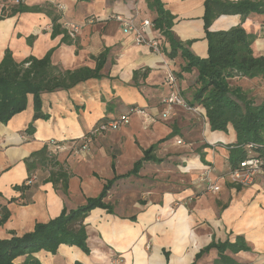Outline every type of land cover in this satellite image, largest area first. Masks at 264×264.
<instances>
[{"label":"crops","instance_id":"crops-1","mask_svg":"<svg viewBox=\"0 0 264 264\" xmlns=\"http://www.w3.org/2000/svg\"><path fill=\"white\" fill-rule=\"evenodd\" d=\"M34 1L25 4L41 6L46 3L60 11L55 14L60 18L59 24H72L78 27V31L81 27L77 44L60 43V37L51 39L52 22L46 13L31 15L32 19L30 15L23 18L21 14L0 21V61L11 40L15 42V26L20 20L27 21L25 18L28 17L34 20L36 34H44L45 39L49 40L47 44L45 42L46 52L55 48L51 56L54 65L64 70L94 68L95 58L105 51L108 63L101 73L107 77L90 79L67 91L43 94L42 112L49 118L34 121L33 134L26 132L34 114L31 96L26 110L15 115L7 124L0 123V207L5 206L9 212L8 220L0 226V240L29 233L37 223H47L59 216L64 208L74 209L83 205L86 199L97 197L107 181L129 172L143 157L144 150L174 134L172 128L162 123L170 116H163L164 106L156 99L166 91L163 81L172 62L164 53L155 54L148 46L137 45L120 29H114L115 16H131L130 0ZM139 1L148 10V0ZM160 1L174 18L172 31L178 39L190 42L189 49L194 55L206 57L208 46L202 19L205 0ZM236 26L255 35L253 54L263 56L264 13L250 14L245 20L240 15H221L214 20L210 31H226ZM158 35L156 32L155 38ZM36 47H39L37 40L31 47L24 43L22 48L26 50L21 51L22 57L32 55ZM165 51H169V45ZM180 63L183 65V60ZM144 69L149 70L148 77L139 82L142 84L140 87L134 86L133 72ZM196 74L194 70L190 75ZM126 113H129L128 123L117 130H109L114 134L102 136L104 140L94 139L91 149L77 155L67 152L55 155L69 175L65 195L56 190L52 182L46 181L48 169H38L32 173L30 189L24 195L13 189L28 178L24 160L44 146L51 154V140L82 138L102 120L117 119ZM199 134L211 142L231 139L227 142L232 144L235 141L231 129L227 134L211 132L208 124L207 131L201 130ZM101 141H104L103 145ZM169 141L157 143L158 154L161 153V145ZM157 149L152 155L159 162L145 161L136 175L113 180L104 199L112 206L111 213L97 208L84 220L88 253L76 246L60 245L54 255L40 251L34 257L41 264H213L217 258L215 249L197 259L196 254L212 240L233 241L235 236L243 235L251 251L233 255L234 259L241 264H264L263 182L255 183L247 190L229 189L225 197L232 200L219 216L216 202L205 198L202 190H197L193 185L180 187L179 190H173L168 185L160 190L162 184L149 180L146 171L162 165V159L155 156ZM164 149L167 150V147ZM197 152L185 164L184 173L194 174L191 182L201 183L204 166L209 165L212 170L209 176L212 180L223 169L228 170V166L224 167L223 164L225 159L228 160L227 148L212 151L207 145L198 147ZM212 165L217 168L220 165L218 174ZM120 168L124 170L123 173H120ZM253 196L256 198L251 202ZM12 198L16 201L10 203ZM25 200L28 203L23 205L21 202Z\"/></svg>","mask_w":264,"mask_h":264},{"label":"trees","instance_id":"trees-1","mask_svg":"<svg viewBox=\"0 0 264 264\" xmlns=\"http://www.w3.org/2000/svg\"><path fill=\"white\" fill-rule=\"evenodd\" d=\"M147 6L156 14L151 21L153 28L169 44L166 56L169 59L179 56L184 62L177 77L181 78L182 73L191 74L194 70L197 73L193 76L194 86H192L190 105L198 106L203 110L211 132L227 134L228 129L234 132L235 141L227 146L229 168H235L241 161L249 157L259 159L264 167V104H254L241 87L230 84L231 81L245 78L264 80V55L255 56L253 54L252 44L256 37L247 33L241 26L226 31L214 32L209 29L212 22L221 15H240L241 19L245 20L250 14H263L264 2L205 0L203 22L208 48L207 56L204 58L194 55L189 49L190 42H182L174 34L172 31L174 18L164 9L160 0H148ZM41 11L43 10L39 6H27L20 2L12 7L8 16L0 14V20L23 13ZM48 17L52 22L51 38L54 39L61 35L60 43L70 44L71 38L58 23L59 16L48 15ZM32 41L33 36L26 39L30 46ZM54 49H49L41 58L29 55L20 60L13 55L11 49H5L0 61V123L7 124L15 115L26 110L28 99L31 96L34 114L33 121L28 125L26 132L33 134V122L49 118L42 112L41 96L43 94L67 91L90 79L103 77L101 71L106 62L105 51L95 58L94 68L81 67L75 70H64L51 61ZM148 73V69L135 70L132 84L140 87L142 84L139 82L145 81ZM128 114L126 113L124 116ZM120 118L104 119L97 126ZM173 137L174 134H170L157 143ZM157 143L144 150L143 157L134 164L129 172L117 175L113 180L136 175L145 161L159 162L160 160L152 155L157 148ZM24 164L28 178L20 186H15L13 188L15 191L24 195L25 191L30 189L32 173L38 169H48L49 176L46 181L52 182L56 190L66 194L68 172L62 164H59L56 157L52 153L50 154L47 146L32 153L24 160ZM113 180L107 181L100 194L97 197L86 199L83 205L70 210L64 208L59 216L47 223H37L31 232L22 236H12L6 240H0V264H41L34 254L45 251L54 255L60 245L76 246L88 253L84 220L92 210L97 208L112 212V206L105 203L104 199ZM14 201L16 199L12 198L10 203ZM21 203L26 205L28 200ZM8 218L7 208L1 206L0 226ZM211 249L217 251V258L213 264H241L234 259L233 255L251 251L245 237L237 235L233 241L227 239L224 242H215L212 240L196 254L195 258H199ZM18 260L21 262H17Z\"/></svg>","mask_w":264,"mask_h":264},{"label":"rangeland","instance_id":"rangeland-1","mask_svg":"<svg viewBox=\"0 0 264 264\" xmlns=\"http://www.w3.org/2000/svg\"><path fill=\"white\" fill-rule=\"evenodd\" d=\"M20 2L31 4V3H34L35 1L34 0H0V14L8 16L10 14L12 7L16 6ZM130 2H131L130 3L131 4V6H130L131 7V9H130L131 14L130 15H131V17H134L136 19V21H138V23L143 19H149L150 21H152L155 18V14H153L155 12H153L149 9L148 10L145 9V7H143L140 4L139 0H130ZM33 6H36V5H33ZM39 8H41L43 10L41 12L46 13L49 16H54L55 14H58L60 12L55 7L47 5L46 3L39 6ZM150 12H152V14H150ZM39 13L40 12H35V13L29 12V13H23L22 15L24 18V16H27V15L31 16V15H35V14H39ZM16 16L17 15L11 16V17H5L4 19H2L0 21H3L5 19H9V18H14ZM127 18H129V17H127ZM25 19L27 21L20 20L17 23V26H15L14 33H13V39L15 40V42L11 40L10 47H8L9 49L12 50L13 55L18 60L23 58L22 57L23 54L21 51L25 49V48H22L24 43L28 47H31L33 45V43H35V41L37 40V46H39L38 47L39 50L37 47L34 48L32 50V55L35 57L36 56L41 57L44 54V52H46V50H47V48L45 46V42H46V44L49 42V40L47 41L45 39L44 34H38V35L36 34V30H35L36 28L34 26V20H30L28 17H26ZM31 19H32V16H31ZM115 21H116V26L114 27V29L116 31L118 29H120V31L124 35L131 37L130 35H127L123 31L120 22H118L117 20H115ZM72 26H74V25L71 24L67 28L64 25V23L61 24V28L62 29L66 28L64 30L67 32L68 35H69L68 30L72 32ZM91 28H94V27H91ZM42 31H46V29H43ZM80 31H81V27L79 28V31L77 33H75L73 36L69 35V37L72 40L69 45H71V44L76 45L77 44V36L80 33ZM50 32H52V26L50 27ZM148 34H149L150 38H153L159 44L158 45L159 46V53H155V54L164 53L166 55L165 47L167 45H169L167 43L166 39L162 35H158V38H155L157 36H155L156 31L153 27L149 30ZM30 36H33V41H32L31 46L28 45L26 42V39L29 38ZM59 37L61 38L62 36L60 35L57 38H59ZM43 38H44V40H43ZM50 38H51V36H50ZM132 42L136 44V42H134V40H132ZM63 44H66V43H63ZM137 45L147 46L146 44H137ZM105 56H106V59H105L106 62L104 65H106L108 63L107 62L108 61L107 54H105ZM176 58H175L176 61L174 59H169L172 62L171 64L173 65V67H172V65H170L171 68H169V70L167 71V73L171 72L174 75V77L176 78V82H175L176 87H173L171 89V87H169V85L167 84V82L164 78L163 83L166 87V91H165V93H163V95L162 94L159 95V96L162 95L160 98L156 97L157 100H160L159 101L160 104H163L162 100L164 98H166V96H168V94H170L171 92H174L175 88H177L181 97L187 103H189V104L191 103L192 86H194L193 85V81H194L193 76L190 74L184 73L185 77L183 75H181V78L177 77V73H180V68L178 66H180L182 64V63H180V62H182V59L179 56ZM178 58H180L181 60H179ZM174 61H175V63H174ZM178 63H180V65ZM166 74H165V77H166ZM104 77H107V75L103 74L102 78H104ZM230 84L241 87V89L246 94V96L249 99H251L254 102V104H256V105H259L262 103L264 104V80L263 79H261V78L238 79V80L231 81ZM192 106H195V105H192ZM163 108L165 110V106ZM197 108H198V106H197ZM169 116H168L169 118L167 119V121L162 122V123H165V124H167V126L172 128V131L174 133V137L171 138L170 141L167 142L166 144H164L163 146L160 144L161 145V147H160L161 153L158 154L157 153L158 149L156 148L157 151H156L155 156L157 155L158 157H160L162 159V165H156L154 167V169L146 171V174L148 175L149 180L154 181V184H156V182H159L160 184H162V185H160V190L165 189L168 185L172 186L171 189H173V190H179L180 187H190L193 185L194 188L196 187L197 190H202L203 194L205 195V198H207L208 200L216 202L217 214L220 216L222 211L230 203V200H232L231 198L228 199L227 197H225L226 192L232 188H234L235 190L238 189L239 191H241V190H247V189H249V187L241 188V187H238V186L231 184V182L228 180V175H227L228 170L224 171V169H223L222 173H219V174L217 173V172H220V171H218V170H220V165L218 166V168L216 167V165H212V167H214L217 170V171H215V170L214 171L218 174V177H216L214 180H212L211 177L209 179H205L206 174H207V170H209L210 172H212V170L209 169L210 168L209 165L204 166L203 167L204 171L201 174L202 176H200V178H201L200 182L201 183H199V184L191 182V180L194 179V174L192 172L189 174H186V173H184V169L186 166L185 164L188 163V158L193 157L198 153L197 152L198 147L209 145L211 147L212 151L213 150L216 151L218 148H222V147L227 148V146H229L231 144L227 141H230L231 139H224L225 142L223 140L211 142L204 135L200 136L199 133L201 132V130L207 131V124H208L207 120L203 114V110L201 111V113L200 112L194 113L191 111H187L181 107H175L174 109H171V111L169 112ZM108 134L109 135L114 134V132H110L108 130L104 133L98 134L94 139H96V138L102 139L101 138L102 136H107ZM102 140H104V139H102ZM178 140H180L182 142L181 145L177 144ZM51 141H53V140H51ZM219 141H221L220 143H222V144H219L218 143ZM57 142H60V144H65L67 148L69 146H71L72 143H76V145L84 143L82 138L73 139V140H63V141H57ZM103 142L101 141L102 145H103ZM91 143H89L87 150L91 149V147H90ZM111 146L113 147V145H111ZM164 147H167V150L164 149ZM87 150H84L83 152H85ZM62 152H66V151L65 150H63V151L62 150H60V151L54 150V152H53V150H52V154L53 153L57 154V153H62ZM83 152H81V153H83ZM67 153L70 154L69 152H67ZM56 154H53V155L55 156ZM223 164H224V167L228 166V169H229L227 159L224 160ZM120 171H121L120 173L124 172V170L122 168H120ZM260 181H261V178H257L255 183L256 184L260 183ZM210 185L211 186L212 185L218 186L219 191H217V193H215V194H210L211 191H209L207 189V186L209 187ZM255 198L256 197L253 196L251 198V202L254 201ZM260 205L262 206V203ZM263 256H264V254H263Z\"/></svg>","mask_w":264,"mask_h":264},{"label":"built area","instance_id":"built-area-1","mask_svg":"<svg viewBox=\"0 0 264 264\" xmlns=\"http://www.w3.org/2000/svg\"><path fill=\"white\" fill-rule=\"evenodd\" d=\"M115 20L120 22L121 27L123 31L130 35L136 42V44H146L154 53H159V44L153 39L149 37V30L153 27L152 22L149 19H143L139 23L136 21L134 17L129 16V18H125L123 16H115ZM138 23V24H137ZM70 25H66L68 28ZM69 35L73 36L75 33L78 32L77 26H72V32L69 31ZM165 80L169 87L171 89L175 86L176 78L171 72H168L166 74ZM163 105L165 106V110L163 113L164 117L169 116V112L171 109H174L175 107H181L187 111H191L194 113H201L202 109L197 106H192L189 103H187L178 92L177 88H175L174 92H171L162 100ZM134 112L141 113L139 110H134ZM129 116H122L119 120L109 121L106 123H101L98 126H96L88 136L82 137L83 144L72 143L71 146L68 148L65 144H60V142L57 141H50L49 145L52 148L53 152L54 150H65L66 152H69L70 154H80L84 150H87V147L89 143H91L94 138L101 133H104L108 130H117L122 124L128 123ZM181 141L178 140V145H181ZM52 152V151H51ZM57 152V151H56ZM56 154V153H53ZM211 173L209 170H207V174L205 179H209ZM228 180L231 182V184L241 187V188H247L251 187L255 184V181L257 178H261V181L264 185V167H262V162L253 157H249L245 159L244 161H241L238 166L232 169H228ZM207 189L211 192H217L219 191L218 186H207Z\"/></svg>","mask_w":264,"mask_h":264}]
</instances>
